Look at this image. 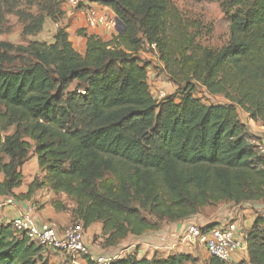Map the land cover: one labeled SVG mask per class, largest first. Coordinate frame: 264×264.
I'll return each mask as SVG.
<instances>
[{
  "label": "trees",
  "instance_id": "obj_1",
  "mask_svg": "<svg viewBox=\"0 0 264 264\" xmlns=\"http://www.w3.org/2000/svg\"><path fill=\"white\" fill-rule=\"evenodd\" d=\"M86 1L108 8L125 26L117 41L83 33L84 55L63 28L49 45L0 42V197L15 198L31 152L44 178L34 179L24 198L47 187L74 199L81 228L101 223L107 245L158 232L205 207L264 202V155L238 112L264 126V0H228L229 40L216 51L173 36L167 0ZM46 10L54 17L55 9ZM30 19L25 33H39L44 16ZM146 46L156 49L177 86L173 95H151L138 57ZM11 51L25 60L3 67L15 60ZM195 84L227 104L201 103ZM244 234L247 261L238 264H264V215ZM48 254L0 224V264H48ZM206 263L224 264L213 257ZM111 264L196 261L176 252Z\"/></svg>",
  "mask_w": 264,
  "mask_h": 264
},
{
  "label": "rangeland",
  "instance_id": "obj_2",
  "mask_svg": "<svg viewBox=\"0 0 264 264\" xmlns=\"http://www.w3.org/2000/svg\"><path fill=\"white\" fill-rule=\"evenodd\" d=\"M167 1L169 3L171 14L173 15V18L170 19L169 28V31L174 34L173 36H184L185 40H190L192 42V47L194 48H205L214 51L219 50L228 43L229 23L233 12V9H226L225 7V5L228 3V0ZM33 3L28 5L19 0H2L0 3V42L7 43L12 46L20 45L24 47L33 42L49 45L54 42L53 37L56 31L63 28L66 30V33L70 38V43L73 49L77 53L84 55L83 46L81 43H79L78 38L85 39L82 34H85L88 31L85 30L84 19L79 14L78 10L68 8V0H34ZM49 7L55 9L53 15L54 17L52 18L46 17V9ZM38 15L44 16V24L42 25L41 31L37 34H26L25 27L31 23L30 18H36ZM112 15L114 14L108 11V17L110 18ZM92 33H96V31H89L88 35H95ZM118 34L119 33L108 31L107 35L100 34L95 36H97L103 42H111L117 41V39H119ZM7 55L10 57H15V60L13 59L12 61L7 59L3 63V67L6 68L19 66V64H22L25 60V56H19L18 58V55L14 51L7 53ZM138 57L143 64L147 65L146 83L151 95L155 97L162 93V97H167L173 95L177 91V86H175L169 80L168 75L164 71L163 65L159 63L155 48L146 46L141 52L138 53ZM193 96L194 98L199 99L203 104H227V101L223 97L210 96L201 86L196 84L194 85ZM238 112L240 121H243L244 114L240 110H238ZM13 130L14 128L9 129L6 134H11ZM254 137L256 140L255 145L260 144L261 147L264 148V144H262V142H264V135L259 134V136ZM31 158L32 154L30 152L29 159L25 164H27ZM43 178L44 176L41 177L42 181ZM34 179L37 178L35 177ZM52 194L54 197H50L49 204L53 207V209H55V205H61L64 210H55L59 213L61 212L65 214L68 217V223L63 228L66 229L69 226L82 227L81 222L75 217V214L73 213V210L76 209V203L74 199L68 198L62 194L56 195L53 192ZM220 210L226 211V215L223 217L219 216L220 214L216 215ZM237 210L239 212H237L238 214H240L242 211H248V218L254 220L257 216L264 215V202L253 203L251 205H245L244 207H237L233 204L223 203L217 206L205 207L202 209V213L200 215L207 222H214L218 219L222 221L228 219L229 213H233L231 217L234 218V213H236ZM143 215L153 221L156 219L149 216L145 212ZM244 220H247V218H244ZM234 221L237 223L238 227H240L242 233H246L250 229L247 226L249 224L243 226L242 223L238 222L237 220L234 219ZM90 227L98 231L96 232V236L94 235L91 240V244L95 246V249L98 253H103L104 251L106 252L109 249L113 251H125V249L135 240L133 237L128 236L125 240L120 241L119 243L107 245L105 243V237H100L102 231L101 223H94ZM83 231H86V229H83ZM199 245V243L194 245H179L176 252L184 254L189 253V255L195 259L196 264H207V256L204 255L203 248L201 245L199 247ZM46 260H48V264H52L54 261H57V263L59 261L58 264H63L65 261L61 255L56 253H49ZM49 261H52V263Z\"/></svg>",
  "mask_w": 264,
  "mask_h": 264
},
{
  "label": "built area",
  "instance_id": "obj_3",
  "mask_svg": "<svg viewBox=\"0 0 264 264\" xmlns=\"http://www.w3.org/2000/svg\"><path fill=\"white\" fill-rule=\"evenodd\" d=\"M68 8L78 10L83 17L86 31L104 29L107 32L118 33L120 26L115 17H108L101 7L90 6L85 0H68ZM162 93L156 96L161 99ZM163 98V97H162ZM264 155V148H260ZM16 201L11 196L0 197V209L14 207ZM245 206V205H244ZM243 206V207H244ZM238 210L236 211V213ZM229 213L228 219L217 220L216 226L207 228L212 222L202 220L197 216L186 221L163 227L155 233H148L142 237H133L135 240L125 251L107 250L103 253H94L86 242L81 227L69 226L58 231L53 224L37 225L31 215V208L8 220L14 235L25 237L29 242L36 244L44 253H57L64 258L71 259L72 264H80L79 258L86 257L93 264H111L127 256L136 259L150 258L154 253L174 254L179 245H194L199 243L208 257H213L224 264H231L234 257H246L245 234L242 233ZM126 252V253H125ZM147 253V254H146Z\"/></svg>",
  "mask_w": 264,
  "mask_h": 264
},
{
  "label": "crops",
  "instance_id": "obj_4",
  "mask_svg": "<svg viewBox=\"0 0 264 264\" xmlns=\"http://www.w3.org/2000/svg\"><path fill=\"white\" fill-rule=\"evenodd\" d=\"M85 2H87V1L85 0ZM87 3L90 6H96V7L99 6V5H96L93 3H89V2H87ZM99 7H101V6H99ZM101 8L103 9L104 12L107 13V15H108V11L111 12V10H109L108 8H104V7H101ZM112 16H114V15H112ZM87 34H89V32H87ZM92 34L107 35L108 32L104 29H98V31L96 33H92ZM78 39H79L78 40L79 43H81V45L83 46V49L85 51L86 40L83 38H78ZM69 41H70V38H69ZM241 122L247 126L248 131L251 135H254V136H259V134L264 135V126H262L259 122H253L252 120H250L248 118L247 115L244 114V119ZM262 144H264V142H262ZM21 176H22L21 185L12 191V193L15 197L14 200L16 201L15 206L14 207H7L5 209H0V224L7 223L8 220H10L12 217H15L21 213H24L27 211L28 208H31V215L33 216V219L35 220L37 225L40 226V225L50 223V224H53L58 231H62L64 229L63 227H65V225H67V223H68V217L61 212L60 213L57 212L49 204L50 203V197L53 196L50 189H48L47 187L37 189V190H35L33 196L30 199L24 198V195L27 194L28 187L33 182L34 178L36 177L38 180L42 181L41 177L44 176V174L41 173L38 169L35 157L32 156L31 160H29V162H27V164L23 165L22 170H21ZM3 179H4V177L0 173V183L3 181ZM247 212L242 211L240 214H238L237 215V221L242 223L243 226H246V224H249L247 226L250 228L252 225L253 219L251 220L250 218H248L249 216L247 215L248 214ZM216 215L223 217L226 215V211L220 210L219 213H217ZM196 216L205 221V219L200 214H197ZM244 218H247V220H244ZM169 225H174V224L165 223L163 226L165 227V226H169ZM91 229H92V227L87 228L86 231H83L84 237H85L86 242L89 244L91 250L94 253H98L95 249V246L91 244L92 238L94 237V235L96 236V234H97L96 232H98V231L94 228L92 230ZM239 229H240V227H239ZM240 231H241V229H240ZM100 237H101V235H100ZM199 247H200V245H199ZM186 252H188V251H186ZM203 252H204V255L207 256L204 248H203ZM185 254H189V253H185ZM207 259H208V256H207ZM81 261H82V262H80L81 264L84 263L83 260H81ZM241 261H247V256L244 259H241L240 256L234 257L232 259V264H238ZM49 262L52 263V261H49ZM53 263L58 264L59 261H58V263H57V261H54Z\"/></svg>",
  "mask_w": 264,
  "mask_h": 264
},
{
  "label": "water",
  "instance_id": "obj_5",
  "mask_svg": "<svg viewBox=\"0 0 264 264\" xmlns=\"http://www.w3.org/2000/svg\"><path fill=\"white\" fill-rule=\"evenodd\" d=\"M117 24L120 26V28L118 29V33L119 34H122L125 32V26L117 19L115 18Z\"/></svg>",
  "mask_w": 264,
  "mask_h": 264
}]
</instances>
